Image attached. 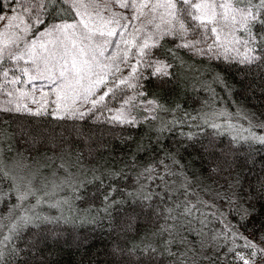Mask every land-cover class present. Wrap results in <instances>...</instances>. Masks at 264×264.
Masks as SVG:
<instances>
[{"label":"snow or ice","instance_id":"obj_1","mask_svg":"<svg viewBox=\"0 0 264 264\" xmlns=\"http://www.w3.org/2000/svg\"><path fill=\"white\" fill-rule=\"evenodd\" d=\"M256 74L264 0H0V264H56L65 234L97 231L110 264H264V175L237 171L264 119L218 108L214 87L255 91ZM190 77L196 117L167 99Z\"/></svg>","mask_w":264,"mask_h":264},{"label":"trees","instance_id":"obj_2","mask_svg":"<svg viewBox=\"0 0 264 264\" xmlns=\"http://www.w3.org/2000/svg\"><path fill=\"white\" fill-rule=\"evenodd\" d=\"M185 60H188V57H184ZM189 63H195L193 60H188ZM204 67H207L205 65ZM224 67L221 65V68ZM201 65L196 64V69H200ZM220 69H217L219 71ZM206 75V73H205ZM227 75V73H226ZM233 77L229 76V82H233ZM235 79H239L237 75ZM251 80H254L253 88L255 91L244 89L241 90L240 85H235L236 91L233 94H229L226 90H222L221 87L215 86L217 93V107L218 108H227L230 111L235 107H245L251 112H255L261 119H264V116H261V113H264V78H261L259 74H256L253 77H250ZM191 83H194V80L185 85L181 83L180 88L178 89L177 94L167 95V99L171 104L173 101L179 103L182 106V111L179 115H183L184 112H187L192 117H196L198 113H202L204 108V102L208 99V93L202 90L193 91L191 88ZM169 117H166V119ZM184 131H198L196 127L184 128ZM210 131V130H209ZM142 134V130L132 129L126 130L122 133L118 132L113 137H106L110 144L111 151H103V160H107L110 157H115L117 160L125 156L129 152V147H126L120 140L121 136L128 137L132 136L135 139H139ZM179 137L172 136L170 134L169 138L166 140V143H174L175 139ZM200 140H203L204 143H207L204 135L199 137ZM223 141L224 146L228 144L229 137L224 136L217 138V143ZM131 151H135L134 145L130 146ZM141 157V162H144L148 159L147 156L143 155L142 152L137 153ZM182 155L185 157L186 161L192 162L196 161L194 170H199L200 163L197 157L195 150L192 147H189L187 151H182ZM243 156L244 153H241ZM255 166L251 172H249L248 167L238 169L242 176H248L249 178L255 177L258 173L264 175V148H261L260 151L255 155ZM101 160V162H103ZM249 167H252L249 164ZM80 236L77 235L75 238L69 237L65 234V240L67 242H61L59 245H53L52 251L50 253V259L56 262V264H110L109 257L107 256L108 240L107 233L97 231L96 234L89 237L88 240L84 241L83 245L79 244L78 241Z\"/></svg>","mask_w":264,"mask_h":264},{"label":"rangeland","instance_id":"obj_3","mask_svg":"<svg viewBox=\"0 0 264 264\" xmlns=\"http://www.w3.org/2000/svg\"><path fill=\"white\" fill-rule=\"evenodd\" d=\"M237 108H238V107H235V108H233V110H231V111H236V110H237ZM240 123H244V122H243V120H241V121H240ZM245 127H247V125H246V124H245Z\"/></svg>","mask_w":264,"mask_h":264}]
</instances>
